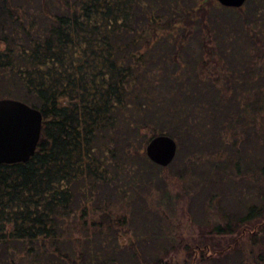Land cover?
<instances>
[{"label": "trees", "instance_id": "obj_1", "mask_svg": "<svg viewBox=\"0 0 264 264\" xmlns=\"http://www.w3.org/2000/svg\"><path fill=\"white\" fill-rule=\"evenodd\" d=\"M263 8L264 0H0V98L42 115L29 160L0 164V264H170L164 258L180 250L184 264H264ZM158 135L176 142L188 166L208 153L213 183L243 181V166L253 179L248 195L234 196L239 207L216 208L222 220L200 221L191 242L143 195L166 167L142 147ZM131 214L150 232L148 249L142 234L123 242L138 228Z\"/></svg>", "mask_w": 264, "mask_h": 264}, {"label": "rangeland", "instance_id": "obj_2", "mask_svg": "<svg viewBox=\"0 0 264 264\" xmlns=\"http://www.w3.org/2000/svg\"><path fill=\"white\" fill-rule=\"evenodd\" d=\"M246 6L247 8H251L255 5L253 3H246ZM256 14L258 18H261L257 24H261L263 26L264 8L261 9V11L258 10ZM260 120L261 118H258V120L256 121V129H259V125L261 122ZM259 133H261V131ZM149 135L150 134L146 135L147 138L149 137ZM245 139L246 137L244 138V136H240L239 147L240 149H242V154L247 155V153H250L249 155L251 156L252 152H249L250 143L246 148L242 146V143H244L243 141H245ZM226 140L231 143L232 137L228 135ZM254 142H257V145L260 144L258 139ZM145 146L146 145L143 144L142 147L144 148ZM183 151L186 152L185 150ZM178 153L175 154L173 160L166 167H163L162 169H160V171H158L159 180L157 178L155 179V185L152 188V194L143 195L147 199V201L150 202V204L153 205L155 203H159L161 209H164L165 215H167L170 221L169 229L176 237L181 236L185 239V241L191 242L198 236V223L200 221H207L210 223L216 220H222V218L218 217L219 212L216 211V208L231 212L239 207L241 200H236L234 196L238 197L239 193H247L248 195L247 188L249 187V183L250 186L252 185L253 179L249 178L251 177V173H245L248 167L243 166L242 172L244 174L241 175H246V178L243 181H241L240 175L236 174L234 175L235 183L232 186L228 185L227 183L225 184V182L220 184L213 183V174L210 173L208 168L209 164L207 163V160L209 159L208 153H203L204 155L200 156L198 164L193 165V167L190 165L188 166L186 157H184L185 153ZM224 154L222 155L223 157L225 156ZM218 155L220 156V154H217V156ZM227 155L228 153L226 154V156ZM212 156L216 158L215 153H213ZM222 156L218 157V159L222 160ZM234 156L236 155L234 154ZM234 156L229 155V157ZM189 168H191L190 171ZM186 170L188 173L185 175ZM161 189H163V193L160 192ZM210 194H215V197L212 196L213 202L210 199ZM149 196H151V198H149ZM121 205L124 204L119 202V204L117 205L116 210L118 212L120 211V209H125ZM127 213H129V211ZM131 219L135 227L136 225H138V230L136 229L133 232L128 231L127 235H124L125 238H123V242L126 243L127 237L130 236L131 233L142 234L145 241L143 243L147 246L148 249L150 247L148 233L150 232L149 230L143 228V219L137 214H131ZM233 237H236V234L226 235L222 237V239H220V242H222L225 246L231 242ZM241 237H244L243 241L245 247H247L248 237L244 235ZM185 257L186 256L184 252L180 250L178 252H172L168 254L164 258V261L170 264H184ZM125 258L126 254L124 252L118 254V259H121L123 261L125 260Z\"/></svg>", "mask_w": 264, "mask_h": 264}, {"label": "water", "instance_id": "obj_3", "mask_svg": "<svg viewBox=\"0 0 264 264\" xmlns=\"http://www.w3.org/2000/svg\"><path fill=\"white\" fill-rule=\"evenodd\" d=\"M226 7L238 8L247 0H216ZM41 112L17 99L0 98V164L26 162L34 154L40 138ZM176 142L167 135L151 138L146 146L147 158L167 166L174 158Z\"/></svg>", "mask_w": 264, "mask_h": 264}]
</instances>
